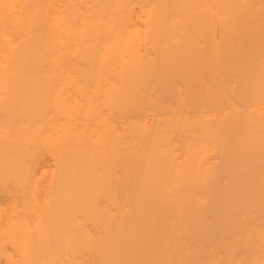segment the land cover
<instances>
[{"label":"bare ground","instance_id":"bare-ground-1","mask_svg":"<svg viewBox=\"0 0 264 264\" xmlns=\"http://www.w3.org/2000/svg\"><path fill=\"white\" fill-rule=\"evenodd\" d=\"M0 115V264H264V0H0Z\"/></svg>","mask_w":264,"mask_h":264},{"label":"rangeland","instance_id":"rangeland-1","mask_svg":"<svg viewBox=\"0 0 264 264\" xmlns=\"http://www.w3.org/2000/svg\"><path fill=\"white\" fill-rule=\"evenodd\" d=\"M93 86V81H90V87L92 88ZM3 120V116L0 115V122ZM42 156H43V169L42 171L39 173L40 179H41V183H44L45 180L50 176L52 170L55 167V161L54 158L52 156V154L48 151V150H43L42 152ZM0 194H23L17 186H15L12 182H9L5 185V190L4 191H0ZM6 199L3 198L2 195H0V207L4 208L6 206Z\"/></svg>","mask_w":264,"mask_h":264}]
</instances>
